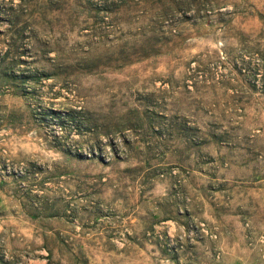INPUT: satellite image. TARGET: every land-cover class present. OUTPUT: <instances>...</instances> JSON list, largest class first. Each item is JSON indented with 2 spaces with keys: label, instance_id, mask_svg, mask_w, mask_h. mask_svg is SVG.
<instances>
[{
  "label": "rangeland",
  "instance_id": "rangeland-1",
  "mask_svg": "<svg viewBox=\"0 0 264 264\" xmlns=\"http://www.w3.org/2000/svg\"><path fill=\"white\" fill-rule=\"evenodd\" d=\"M0 264H264V0H0Z\"/></svg>",
  "mask_w": 264,
  "mask_h": 264
}]
</instances>
